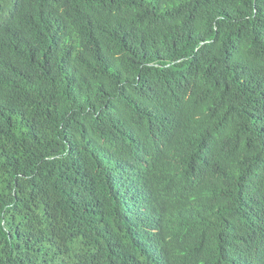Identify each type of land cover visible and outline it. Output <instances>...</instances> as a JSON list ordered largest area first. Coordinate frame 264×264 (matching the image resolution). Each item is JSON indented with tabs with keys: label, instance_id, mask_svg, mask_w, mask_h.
<instances>
[{
	"label": "trees",
	"instance_id": "16d2710c",
	"mask_svg": "<svg viewBox=\"0 0 264 264\" xmlns=\"http://www.w3.org/2000/svg\"><path fill=\"white\" fill-rule=\"evenodd\" d=\"M0 264H264V0H0Z\"/></svg>",
	"mask_w": 264,
	"mask_h": 264
}]
</instances>
